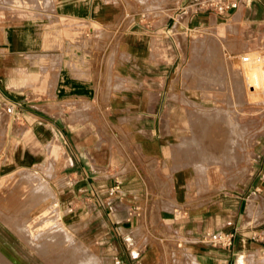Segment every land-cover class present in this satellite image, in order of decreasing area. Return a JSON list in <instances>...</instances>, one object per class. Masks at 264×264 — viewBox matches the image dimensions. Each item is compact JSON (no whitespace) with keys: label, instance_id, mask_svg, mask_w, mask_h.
<instances>
[{"label":"crops","instance_id":"0c3cea01","mask_svg":"<svg viewBox=\"0 0 264 264\" xmlns=\"http://www.w3.org/2000/svg\"><path fill=\"white\" fill-rule=\"evenodd\" d=\"M196 1L176 0L148 18L114 0H0L8 166L20 154L31 161L33 151L14 147L23 138L56 155L54 178H42L60 182L59 202L74 210L89 264H264V241L252 238L264 218L247 212L248 196L257 197L253 211L264 203L255 169L231 186L199 182L166 161L188 57L180 29L219 19L192 10ZM240 2L250 24L264 21V0ZM215 232L233 233L231 245L201 242Z\"/></svg>","mask_w":264,"mask_h":264},{"label":"rangeland","instance_id":"374dc122","mask_svg":"<svg viewBox=\"0 0 264 264\" xmlns=\"http://www.w3.org/2000/svg\"><path fill=\"white\" fill-rule=\"evenodd\" d=\"M114 1L148 18L176 2ZM228 3L236 6L224 16L226 9L219 11V7ZM242 5L240 0H197L192 10L215 13L219 19L206 26L180 29L183 43L187 42L188 57L178 75L177 133H173L176 137L165 157L172 170L183 169L199 182H227L232 186L250 179L252 168L264 182V93L231 74L247 50L260 51L264 56V21L250 24L247 19L252 15L245 12L243 18ZM0 109V264H89L90 253L75 236L74 210L59 202L60 182L42 178L43 174L54 178L56 155L41 154L44 147L40 142L23 138L14 147H19V152L27 147L33 151L31 161L25 164L21 158L27 155L20 154L17 156L21 163L8 166L11 142L5 135L11 107ZM221 132L227 133L223 136ZM46 147L51 148V143ZM262 208L264 203L259 202L248 217L254 221L263 219ZM258 214L262 215L255 218Z\"/></svg>","mask_w":264,"mask_h":264},{"label":"bare ground","instance_id":"6f19581e","mask_svg":"<svg viewBox=\"0 0 264 264\" xmlns=\"http://www.w3.org/2000/svg\"><path fill=\"white\" fill-rule=\"evenodd\" d=\"M227 46V45H226ZM228 49H230L227 46ZM232 48V47H231ZM232 50V49H231ZM236 50V49H235ZM237 51V50H236ZM236 51H232V52H236ZM228 52V50L226 51ZM260 52V51H259ZM259 52L257 51H246V54L240 55V59L242 61L241 64L233 66L232 67V72L231 74L234 75V77L239 80L241 78H243L244 80L247 81V85H249L250 88H253V86L255 87V89H257L260 93H264V56H262ZM230 53V52H229ZM228 53V54H229ZM233 55V54H232ZM229 56V55H228ZM231 56V55H230ZM237 56V55H236ZM233 56H231L230 58H232ZM229 58V57H228ZM231 60V59H229ZM232 62V61H230ZM229 62V63H230ZM231 70V69H230ZM230 74V76H231ZM229 77V76H228ZM233 78V77H232ZM250 94L255 93L254 90H249ZM217 123V122H216ZM218 124V123H217ZM211 126V125H210ZM222 126V125H221ZM210 128V127H209ZM218 129V126H217ZM221 129V128H219ZM218 129V130H219ZM207 130V129H206ZM209 130V129H208ZM216 130V129H215ZM224 130V128H223ZM222 131V130H221ZM214 132V130H213ZM218 132V131H217ZM223 132V131H222ZM221 132V133H222ZM210 133V132H209ZM208 133V134H209ZM219 133V132H218ZM227 133V132H224ZM222 133V135L224 134ZM217 134V133H216ZM220 134V133H219ZM218 134V135H219ZM206 135V134H204ZM211 136V134H209ZM215 135V132L214 134ZM218 135H216V137L218 138ZM209 136V137H210ZM220 136V135H219ZM225 136V135H223ZM215 137V136H213ZM205 138V137H204ZM211 138V137H210ZM225 138V137H224ZM227 138V137H226ZM219 139V138H218ZM221 139V138H220ZM219 139V140H220ZM203 140V139H202ZM213 140V139H212ZM218 140V141H219ZM222 141V140H221ZM225 139L222 141L224 142ZM203 142V141H202ZM216 142V141H214ZM211 141V143H214ZM220 142V141H219ZM217 144H219L218 142H216ZM204 144V143H203ZM222 144V143H220ZM215 145V144H214ZM205 146V145H204ZM220 146V145H219ZM216 147V146H215ZM212 148V147H211ZM210 148V150H212ZM219 148V147H218ZM209 149V148H208ZM217 149V148H216ZM256 201H257V197L255 194H252L249 199H248V213L253 212L254 207L256 206Z\"/></svg>","mask_w":264,"mask_h":264},{"label":"built area","instance_id":"2783aa9c","mask_svg":"<svg viewBox=\"0 0 264 264\" xmlns=\"http://www.w3.org/2000/svg\"><path fill=\"white\" fill-rule=\"evenodd\" d=\"M235 6V3H228L226 6L219 7V11L223 9L225 10L228 7ZM118 188L119 182H116L110 192L113 193V191L117 190ZM252 238L264 241V229L258 230L255 234L252 235ZM232 239L233 233L215 232L206 234L205 237L201 240V242L214 247H228L231 245Z\"/></svg>","mask_w":264,"mask_h":264}]
</instances>
